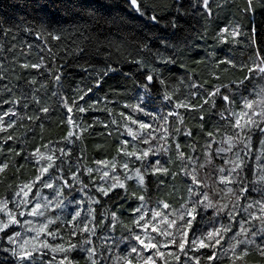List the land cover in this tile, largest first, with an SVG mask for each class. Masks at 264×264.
<instances>
[{"label":"trees","instance_id":"1","mask_svg":"<svg viewBox=\"0 0 264 264\" xmlns=\"http://www.w3.org/2000/svg\"><path fill=\"white\" fill-rule=\"evenodd\" d=\"M140 2L0 0V200L25 183L59 197L49 247L21 261L264 264V119L234 127L264 0ZM5 245L0 264H19Z\"/></svg>","mask_w":264,"mask_h":264},{"label":"rangeland","instance_id":"2","mask_svg":"<svg viewBox=\"0 0 264 264\" xmlns=\"http://www.w3.org/2000/svg\"><path fill=\"white\" fill-rule=\"evenodd\" d=\"M261 61H264V59L259 54H256L253 57L251 69L255 68L256 70L250 72V82H246L247 88L245 91H240L237 93V96H242L243 98L241 101L242 110L239 112V114L242 112H248V115L251 116L252 120L255 122L264 119V115L259 114L264 111V73H261L256 67H264V64H262ZM224 96L229 97V101L225 102L230 103V95L226 94ZM246 100L257 102L252 110L245 109L244 102ZM253 111L256 112L257 115H252ZM247 119L248 117H243L241 119V123L243 121L246 122ZM136 152L140 153V150H137ZM26 185L29 187H26ZM31 186L32 185L29 183L23 184L19 202H13L11 204V200L7 197L0 200V222L9 224V226L5 229L8 230L7 234L3 236L1 234L2 231H0V244L8 243V245L5 246L9 248L8 251L10 253L13 254V251L17 253L16 258L20 260L19 264H29L28 262L21 261L19 258V254L23 253L24 251H32V256L37 255L38 257H40L41 253L44 252L43 250L36 249V242L41 241L44 243V239L42 240V238L45 236L42 235V230H44L43 228L47 225V217L45 214H43V209H45L47 204H52L54 206L59 200L58 195L53 194L51 199L47 201L45 199H47V195L50 194L48 191H44L39 195L37 190L34 192L32 191ZM25 193H27V195H25ZM30 202L33 204L29 210V215L26 216V207H28ZM34 215L40 218L36 225H32V222L36 220ZM10 217L14 218L17 222L10 223ZM9 237L13 238V242H9ZM34 239L38 240L35 242V244L32 243V240ZM141 240H143V238ZM41 242H39L38 245H42ZM33 249L36 250L33 251Z\"/></svg>","mask_w":264,"mask_h":264},{"label":"snow or ice","instance_id":"3","mask_svg":"<svg viewBox=\"0 0 264 264\" xmlns=\"http://www.w3.org/2000/svg\"><path fill=\"white\" fill-rule=\"evenodd\" d=\"M130 2H131V5L135 7L136 11L141 12L142 4H141L140 0H130ZM208 3H209V0H203V5H204V7H205L206 9H207V7H208ZM248 5H249V8L246 9V10H250V9H251V6H252V0H248ZM142 14H143V13H142ZM150 18H151L153 21H156V20H157V17H156V16H151ZM225 31H227V29H225ZM234 34H235V33H234ZM56 39H59V37H56ZM261 63L264 64V61H261ZM32 67L35 68V67H38V65H32ZM256 67L259 69V71H260L261 73H264V67H260V66H256ZM255 70H256L255 68H253V69H249L250 72H251V71H255ZM57 79H59V77H57ZM151 79H152V77L149 76V77H148V80L151 81ZM217 93H219V89H217L216 92H215V93H212L211 95H216ZM80 98L83 99V96H81ZM223 99H224L225 101H229V97H228V96H223ZM205 102L207 103V101H205ZM73 103H75V101H74ZM256 103H257L256 101L246 100V101L244 102V107H245V109L252 110V109L254 108V105H255ZM65 106L67 107V104H65ZM182 106L187 107V105H182ZM71 110H72L71 108H68V111H71ZM78 110L81 111V112L85 111V109H84L83 107H80ZM43 111L47 112L48 109L45 108V109H43ZM259 114H260V115H264V111H262V112L259 113ZM252 115H257V113L253 111V112H252ZM243 117H248V119H247V121H246V123H245L244 125L241 124V119H242ZM69 122L71 123V120H70ZM255 123H256V122H255L254 120H252L251 116L248 115V112H242V113H240V114L238 115V118H237V120H236V123H235L234 127H237V128H243V127H246V126L249 125V124H255ZM9 127H11V125H9ZM140 127H141V128H148L149 126H148L147 124H141ZM262 131H264V129H262ZM189 134H190V133H189ZM209 135H211V134H209ZM9 138H10V137H9ZM229 140H231V138H229ZM145 142H147V141H145ZM143 155H144V156H147L148 153L145 152V153H143ZM49 159H51V157H49ZM157 163H158V162H157ZM6 167H7V165H4L3 167H0V172H2L3 169L6 168ZM125 167H127V165H125ZM237 167H239V164H237ZM44 171L46 172L47 169H44ZM156 171H160V169L157 168ZM164 171H167V170L165 169ZM38 179H39V178H38ZM193 181H194V182H197L196 179H195V177H193ZM141 182H142V178H141ZM222 182H224L223 179H222ZM45 186H46V187H51L50 184H49V185H45ZM119 186H120V187H124L123 184H120ZM26 187H29V186L26 185ZM99 191H100L103 195H108V190H106V189L100 188ZM229 191H231V189H229ZM25 195H27V193H25ZM141 199H143V197H141ZM205 199H207V197H205ZM164 206H165V207H168V205H164ZM261 211L264 212V206H262ZM33 214H35V213H33ZM77 215H79V213H77ZM154 215H159V214L156 213V214H154ZM141 219H143V217H141ZM16 222H17V221H15L14 218H11V217H10V223H16ZM136 223L139 224L138 221H137ZM173 223H174V221H173ZM8 226H9L8 223H2V222H0V231H4ZM85 230H87V226H85ZM155 230H156V229H153V231H155ZM229 230H230V229H227V228L224 229V231H229ZM220 231H221L220 229H217V230H215V232H209L207 238H208L209 240H211L215 235H219ZM135 238H136L137 241H139V243H140L141 245H144L145 248H148V247L156 248V247H157V245L154 244V243L145 244V242H144L143 240H141L139 236H136ZM9 242H10V243L13 242V238H12V237H9ZM200 243H201V246H209V245H205L203 241H201ZM219 243H220V240L217 239V240L215 241V244H219ZM236 243H237V246H238L240 243H242V241H237ZM211 246L214 247L215 245H211ZM43 247H49V246H48L46 243H44V244H43ZM72 247H74V246H72ZM179 247H180L181 250H183V248H184V244L181 243V244L179 245ZM35 250H36V249H33V251H35ZM60 250H61V251H65V249H63V248H61ZM233 251H235V248H233ZM132 252H137V249H136V248H133V249H132ZM13 255H17V253H16L15 251H13ZM161 255H162V254H161ZM243 255H247V250H243V251H242V253L240 254V258H242ZM261 255H264V248H261ZM31 257H32V251H24L23 253L19 254V258H20L21 260H28V259H30ZM211 258H212V257H210L209 259H211ZM177 259H179V257H177ZM125 260H126V264H131V260H128L127 258H125ZM93 264H95V262H93ZM147 264H155V262L152 261V258H151V257H148V258H147Z\"/></svg>","mask_w":264,"mask_h":264},{"label":"water","instance_id":"4","mask_svg":"<svg viewBox=\"0 0 264 264\" xmlns=\"http://www.w3.org/2000/svg\"><path fill=\"white\" fill-rule=\"evenodd\" d=\"M149 76H150V75H149ZM149 76H148V77H149ZM148 77H147V81H148L149 83H152V82H153V79H151V81H149V80H148Z\"/></svg>","mask_w":264,"mask_h":264}]
</instances>
